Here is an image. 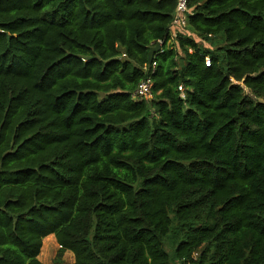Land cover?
Returning <instances> with one entry per match:
<instances>
[{
  "label": "trees",
  "instance_id": "16d2710c",
  "mask_svg": "<svg viewBox=\"0 0 264 264\" xmlns=\"http://www.w3.org/2000/svg\"><path fill=\"white\" fill-rule=\"evenodd\" d=\"M187 1L0 0V264H264V0Z\"/></svg>",
  "mask_w": 264,
  "mask_h": 264
},
{
  "label": "rangeland",
  "instance_id": "374dc122",
  "mask_svg": "<svg viewBox=\"0 0 264 264\" xmlns=\"http://www.w3.org/2000/svg\"><path fill=\"white\" fill-rule=\"evenodd\" d=\"M188 34V33H187ZM197 40L199 38L193 35ZM205 46H210L209 42H204ZM246 92L253 95L248 89ZM39 259L44 264H72L75 260L74 254L71 251H66L62 256H60V246L54 235L46 237L43 241V247Z\"/></svg>",
  "mask_w": 264,
  "mask_h": 264
},
{
  "label": "built area",
  "instance_id": "2783aa9c",
  "mask_svg": "<svg viewBox=\"0 0 264 264\" xmlns=\"http://www.w3.org/2000/svg\"><path fill=\"white\" fill-rule=\"evenodd\" d=\"M187 12H188V1L187 0H178V4H177V8H176V12H175V16H174V20L173 23L171 25V29H173L174 27H185L186 25V19H187ZM161 46H162V41H160ZM156 63H153V66H155ZM180 89H183V87L181 86ZM135 95L137 98L139 99H150L152 97V81L151 79H147V80H143L136 92ZM176 264H192L191 262H178Z\"/></svg>",
  "mask_w": 264,
  "mask_h": 264
},
{
  "label": "water",
  "instance_id": "95a60500",
  "mask_svg": "<svg viewBox=\"0 0 264 264\" xmlns=\"http://www.w3.org/2000/svg\"><path fill=\"white\" fill-rule=\"evenodd\" d=\"M160 49H161V43H160V42L156 43V44L152 47V49H151L150 52H149V64L152 63V60H153V58H154L155 53L158 52Z\"/></svg>",
  "mask_w": 264,
  "mask_h": 264
}]
</instances>
